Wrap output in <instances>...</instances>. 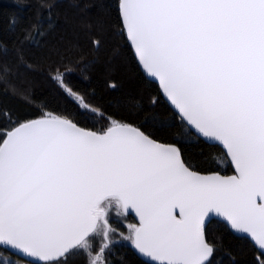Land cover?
<instances>
[{"label":"snow or ice","instance_id":"1","mask_svg":"<svg viewBox=\"0 0 264 264\" xmlns=\"http://www.w3.org/2000/svg\"><path fill=\"white\" fill-rule=\"evenodd\" d=\"M99 9L82 23L89 47L116 29L145 87H158L146 104L94 103L71 79L92 63L78 41L39 60L5 45L0 82L26 96L11 66L46 64L53 89L29 111L0 104V264H240L225 234L250 249L246 264H264V0ZM23 33L38 45L43 21Z\"/></svg>","mask_w":264,"mask_h":264},{"label":"trees","instance_id":"2","mask_svg":"<svg viewBox=\"0 0 264 264\" xmlns=\"http://www.w3.org/2000/svg\"><path fill=\"white\" fill-rule=\"evenodd\" d=\"M48 3L53 5L50 10ZM104 3L114 4L115 0H79V7L74 5L73 0H0V52L6 50L5 45L7 49H11L13 43L19 41L22 42L28 59L39 60L40 56L52 46L78 41L83 47L84 58L92 63L87 73L88 79H81L79 74L71 79L90 93H95L97 100L94 103L117 102L128 96H135L146 104L157 85L151 83L145 87L144 75L135 62L129 59L130 49L126 40L113 34L116 29L109 28L105 32L103 45L99 51L91 49L88 45L82 23L88 18L95 19L100 11L99 6ZM38 20L43 21L44 37L40 38L38 45L32 41H24L25 26L34 24ZM46 68L47 65L43 64L40 70L28 72L12 65L11 83L16 88L26 90L27 95L17 96L13 93L10 84L0 82V104L29 111V105L35 103L30 99L32 95L47 97L53 85L47 79ZM112 83L117 85L115 89L108 87ZM153 111L163 119L171 116L164 107ZM220 155V150L214 148L209 159L220 158ZM224 242L237 253L240 264H246L252 259V252L243 241L225 234Z\"/></svg>","mask_w":264,"mask_h":264},{"label":"rangeland","instance_id":"3","mask_svg":"<svg viewBox=\"0 0 264 264\" xmlns=\"http://www.w3.org/2000/svg\"><path fill=\"white\" fill-rule=\"evenodd\" d=\"M130 222V221H129ZM113 223H114V226H117V227H122V225H120L117 221H113Z\"/></svg>","mask_w":264,"mask_h":264},{"label":"flooded vegetation","instance_id":"4","mask_svg":"<svg viewBox=\"0 0 264 264\" xmlns=\"http://www.w3.org/2000/svg\"><path fill=\"white\" fill-rule=\"evenodd\" d=\"M116 220L114 219V222H115ZM129 221L130 222H134V220H133V217H129Z\"/></svg>","mask_w":264,"mask_h":264},{"label":"water","instance_id":"5","mask_svg":"<svg viewBox=\"0 0 264 264\" xmlns=\"http://www.w3.org/2000/svg\"><path fill=\"white\" fill-rule=\"evenodd\" d=\"M142 72V71H141ZM143 74V73H142ZM144 75V74H143ZM153 83H155L156 85H157V87H158V82H153Z\"/></svg>","mask_w":264,"mask_h":264}]
</instances>
